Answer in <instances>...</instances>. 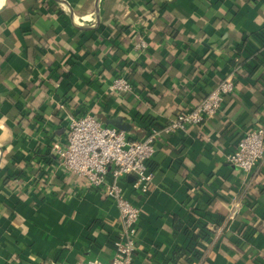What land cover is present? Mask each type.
Returning a JSON list of instances; mask_svg holds the SVG:
<instances>
[{"label":"crops","instance_id":"obj_1","mask_svg":"<svg viewBox=\"0 0 264 264\" xmlns=\"http://www.w3.org/2000/svg\"><path fill=\"white\" fill-rule=\"evenodd\" d=\"M263 41L264 0H0V264L114 255L115 202L79 190L53 153L69 114L139 137L230 74L219 112L159 140L149 192L123 183L142 208L132 264H264V161L224 160L264 126ZM120 74L132 92L109 89Z\"/></svg>","mask_w":264,"mask_h":264},{"label":"built area","instance_id":"obj_2","mask_svg":"<svg viewBox=\"0 0 264 264\" xmlns=\"http://www.w3.org/2000/svg\"><path fill=\"white\" fill-rule=\"evenodd\" d=\"M262 45L264 47V43ZM146 47L147 43L141 37L134 43L136 50ZM233 88L234 78L230 74L195 107L177 113L161 126L151 125L139 137L105 123L91 113L69 114L65 140L55 145L53 153L63 171L79 181L76 186L79 190H96L115 202L121 230L114 241V255L110 261L93 258L79 263L57 260L53 264H132L142 208L125 194L123 183L130 177L133 191L147 194L153 176L150 162L159 140L165 135L183 133L188 126L201 124L207 117L215 115ZM109 89L117 94H128L133 88L130 80L120 74L112 80ZM224 160L245 173L262 164L264 126L255 125L245 131L233 150L224 154Z\"/></svg>","mask_w":264,"mask_h":264},{"label":"water","instance_id":"obj_3","mask_svg":"<svg viewBox=\"0 0 264 264\" xmlns=\"http://www.w3.org/2000/svg\"><path fill=\"white\" fill-rule=\"evenodd\" d=\"M106 123L124 131L130 130V126L123 124L119 119H111L108 120Z\"/></svg>","mask_w":264,"mask_h":264},{"label":"trees","instance_id":"obj_4","mask_svg":"<svg viewBox=\"0 0 264 264\" xmlns=\"http://www.w3.org/2000/svg\"><path fill=\"white\" fill-rule=\"evenodd\" d=\"M57 14H58V15H61V14H60V11L57 10ZM261 62H262V64L264 63V55H263L262 58H261ZM125 76H126V75H125ZM126 77H127V76H126ZM182 112H183V111H182Z\"/></svg>","mask_w":264,"mask_h":264}]
</instances>
